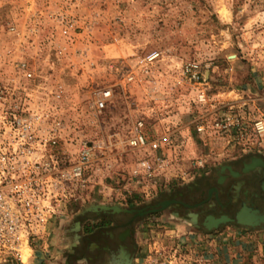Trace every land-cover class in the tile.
Masks as SVG:
<instances>
[{
    "label": "rangeland",
    "instance_id": "rangeland-1",
    "mask_svg": "<svg viewBox=\"0 0 264 264\" xmlns=\"http://www.w3.org/2000/svg\"><path fill=\"white\" fill-rule=\"evenodd\" d=\"M64 21L71 22L67 34L62 33ZM150 49L162 56L154 66L161 78L152 97L142 84H124L109 69L119 59ZM16 56H25L38 72L52 73L64 83L71 95L68 115L74 131L103 149L89 166L87 187L75 190L66 208V215L77 223L94 219V213L85 210L90 204L150 202L218 162L257 153L247 149L234 131L197 134L192 120L198 115L209 120L214 112L222 114L228 108L239 112L246 128L254 117H264V0H0V73L9 71L6 60ZM190 60L206 65L204 106L193 103L185 84L169 91L179 66ZM103 86L112 91L105 107L86 110V99ZM148 104L170 122L175 145L182 142V153L174 161L185 175L154 197L120 199L113 187L136 157L123 140L139 109ZM153 120L146 119L148 135L161 129ZM157 216H149L133 264L147 256L166 257L171 264L206 263L196 256L193 245L194 237L203 232L188 233L186 224L178 231L181 221ZM240 231L237 225L226 224L209 233L232 236ZM153 245L155 256L148 253ZM253 264H264V256Z\"/></svg>",
    "mask_w": 264,
    "mask_h": 264
},
{
    "label": "built area",
    "instance_id": "built-area-1",
    "mask_svg": "<svg viewBox=\"0 0 264 264\" xmlns=\"http://www.w3.org/2000/svg\"><path fill=\"white\" fill-rule=\"evenodd\" d=\"M70 26V21H64L62 33L67 34ZM161 59L159 50L150 49L132 59H119L109 69L124 84H142L152 97L161 78L154 66ZM6 62L9 71L0 73V264H31L33 252L45 244L51 225L66 215L74 191L87 187L89 166L103 149L81 131H74L68 115L71 95L64 83L52 73L38 72L25 56ZM205 66L195 60L183 62L169 91L185 84L193 103L206 105ZM111 92V87L103 86L86 99L84 108L102 110ZM214 113L209 120L205 115L193 118L197 134L220 136L234 131L247 149L264 155L262 115L250 120L246 128L235 110ZM150 117L161 126L153 135L144 131ZM169 123L153 104L139 109L123 140L136 157L113 187L120 199L154 197L173 179H183L185 171L174 161L183 144L175 145ZM157 258L147 256L140 264H171L169 258Z\"/></svg>",
    "mask_w": 264,
    "mask_h": 264
},
{
    "label": "flooded vegetation",
    "instance_id": "flooded-vegetation-1",
    "mask_svg": "<svg viewBox=\"0 0 264 264\" xmlns=\"http://www.w3.org/2000/svg\"><path fill=\"white\" fill-rule=\"evenodd\" d=\"M163 200L170 202L158 210L155 204ZM117 205L122 210L93 212L94 219L78 238L81 256L74 255L73 259H83L87 264H133L140 249V236L145 233L149 216L155 214L179 220L196 232L215 231L226 224L242 229L264 228V224L249 227L235 222L238 217H246L248 212L263 213L264 155L249 153L218 162L197 178L150 202ZM149 209L156 210L144 212ZM220 216L232 220L209 229L204 227L207 218Z\"/></svg>",
    "mask_w": 264,
    "mask_h": 264
},
{
    "label": "crops",
    "instance_id": "crops-1",
    "mask_svg": "<svg viewBox=\"0 0 264 264\" xmlns=\"http://www.w3.org/2000/svg\"><path fill=\"white\" fill-rule=\"evenodd\" d=\"M70 219L68 215H65L55 220L50 227L45 244L33 252L31 264H87L83 259L75 260L72 257L78 254L81 256L77 248L78 238L87 231L88 223L84 225ZM176 226L178 231L185 228L183 223ZM186 230L188 233L192 231ZM165 233H168V230ZM203 233L194 237L193 245L196 248L194 250V253L197 252L196 256L202 261L206 260L204 264H253L259 255L264 256V228H241L239 233H232V236L222 232ZM142 242L140 239V245ZM155 250L153 245L152 248L149 247L148 253L151 251L150 253L155 256Z\"/></svg>",
    "mask_w": 264,
    "mask_h": 264
},
{
    "label": "water",
    "instance_id": "water-1",
    "mask_svg": "<svg viewBox=\"0 0 264 264\" xmlns=\"http://www.w3.org/2000/svg\"><path fill=\"white\" fill-rule=\"evenodd\" d=\"M170 202L169 200H163L160 201L159 203L155 204L158 206V210L164 208V206ZM86 211H92L94 213H97L99 211H111V212H117L119 210H122L118 207L117 204H111V205H106L102 203H95V204H90L88 207L85 208ZM156 209H149L144 212H152L155 211ZM144 212H138L144 213ZM231 218H226L224 216H220L217 218L209 217L206 219V222L204 223V227L206 229H209L210 227H215L219 223H223L225 221H231ZM235 222L237 224H241L244 226H249V227H254L258 224H264V208H263V213L262 214H257L255 212H248L245 218H236Z\"/></svg>",
    "mask_w": 264,
    "mask_h": 264
},
{
    "label": "trees",
    "instance_id": "trees-1",
    "mask_svg": "<svg viewBox=\"0 0 264 264\" xmlns=\"http://www.w3.org/2000/svg\"><path fill=\"white\" fill-rule=\"evenodd\" d=\"M131 202V200H128V203H130Z\"/></svg>",
    "mask_w": 264,
    "mask_h": 264
},
{
    "label": "bare ground",
    "instance_id": "bare-ground-1",
    "mask_svg": "<svg viewBox=\"0 0 264 264\" xmlns=\"http://www.w3.org/2000/svg\"><path fill=\"white\" fill-rule=\"evenodd\" d=\"M240 218H245V217H240Z\"/></svg>",
    "mask_w": 264,
    "mask_h": 264
}]
</instances>
